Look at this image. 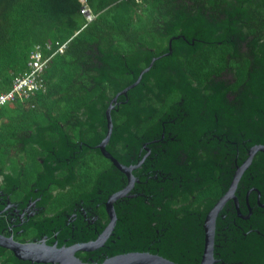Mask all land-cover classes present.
Wrapping results in <instances>:
<instances>
[{
    "label": "water",
    "instance_id": "water-1",
    "mask_svg": "<svg viewBox=\"0 0 264 264\" xmlns=\"http://www.w3.org/2000/svg\"><path fill=\"white\" fill-rule=\"evenodd\" d=\"M177 30L178 36L170 38L157 56L134 38L136 49L143 53L141 60L102 51L113 60L115 74H131V81L117 86L105 77L112 98H104L100 90L95 99L81 105L80 115L69 113L62 123L78 127L77 144H68L69 137L61 134L64 126L54 122L44 128L57 135L56 142L39 141L25 132L26 144H34L46 156L35 160L42 172L18 203L8 204L6 196L17 191L21 166L15 179L4 181L0 253L7 250L10 256L0 264H264V82L247 81L221 98L200 97L199 91L184 84L189 78L176 57H193L202 45H228L232 59L242 39L227 26L206 41L200 40L193 23L180 22ZM139 62L144 69L137 71ZM147 78L156 94L144 85ZM172 91L178 92L179 101L135 138L138 121H145L152 111L149 106L138 109L137 103L150 97L161 103ZM95 104L98 111L93 110ZM112 113L124 116V123L113 127ZM81 115L82 123L75 119ZM92 123H97L102 137L94 133ZM81 125L87 128L80 130ZM85 132L93 138L82 142ZM117 142H122L120 150L125 149L122 156L112 151ZM86 150L109 161V170L97 177L88 194L79 195L50 218L31 222L51 198L44 193L47 185L59 190L71 186L75 160ZM199 151L206 156L204 162L196 161ZM57 170L66 176L53 180L51 174ZM213 170L218 172L216 180ZM212 181L217 182L220 197L216 202L201 201L200 212L188 213L190 203L168 208L180 194L190 197ZM99 206L107 219L102 226L95 213ZM29 227L36 230L33 239L12 240ZM77 253H84V258L77 259Z\"/></svg>",
    "mask_w": 264,
    "mask_h": 264
},
{
    "label": "trees",
    "instance_id": "trees-1",
    "mask_svg": "<svg viewBox=\"0 0 264 264\" xmlns=\"http://www.w3.org/2000/svg\"><path fill=\"white\" fill-rule=\"evenodd\" d=\"M85 3L94 15L89 24H85L80 16L77 0H0V94L10 89L15 77L29 72L28 55L33 45L46 44L49 48L47 55L53 53L46 69L37 77L41 88L29 98H15L0 109V191L5 190V180L16 178L20 166L16 193L22 196L28 193L36 174L42 172L35 160L44 159L46 152L38 151L34 144H26L28 134L25 132L39 141L56 142L57 135L44 128L47 123L54 122L59 127L64 126L61 134L69 137L68 144L79 142L78 127H69L62 122L67 120L70 112L80 115L81 105L95 99L100 90L104 98H112L105 77L116 81L117 86L131 81V74H115L113 60L102 51L119 58L134 56L141 60L143 53L136 49L133 38L137 45L157 56L167 48L170 38L178 36L180 22L193 23L199 29L201 41L216 37L227 26L242 39L239 52L230 59L231 46L202 45L193 57L190 54L177 56L183 75L189 78L184 84L199 91L202 98L211 95L221 98L225 93H235L247 81L264 82V0H85ZM62 44V53H55ZM135 69H144V64L136 63ZM147 81L144 85L150 88L153 81L150 78ZM150 91L157 93L154 87ZM179 99L178 92L172 91L162 97L161 103L154 102L152 97L138 102V109L149 106L152 111L145 121H138L134 137L139 138L153 127ZM6 105H9L8 110H5ZM101 106H105L103 100ZM99 108L98 104L93 106L95 111ZM110 117L114 119L113 127L125 121L124 116L116 113ZM75 119L82 123L85 116H76ZM96 126L97 123H92L94 133L102 137V131ZM79 128L85 130L87 126ZM92 138L91 132L81 135L82 142ZM121 146L122 142L113 145L112 151L117 156L125 153V149L120 150ZM91 155L99 158L101 163L93 174L85 164ZM29 158V162H23ZM205 160L204 152L199 151L196 161ZM255 160L256 156L252 161ZM75 163L72 169L75 179L71 186L59 190L49 184L45 189L44 193L51 195L45 200L46 205L49 204L46 212L52 216L73 203L79 195L88 194L97 177L110 168L109 161L89 150L76 158ZM65 176L64 170L51 174L53 180ZM217 176L218 172L213 170L212 179L216 180ZM22 196L17 198L21 200ZM190 197L182 193L168 203V208L190 203L188 213L200 212L204 206L201 201L216 202L220 197L219 186L212 181L200 190H193ZM17 198L9 201L17 203ZM95 213L99 225L105 224L103 206L95 208ZM0 255L8 258L10 253L3 250ZM75 257L82 259L84 253H77Z\"/></svg>",
    "mask_w": 264,
    "mask_h": 264
},
{
    "label": "built area",
    "instance_id": "built-area-1",
    "mask_svg": "<svg viewBox=\"0 0 264 264\" xmlns=\"http://www.w3.org/2000/svg\"><path fill=\"white\" fill-rule=\"evenodd\" d=\"M79 3V14L86 24L90 23L94 19V15L86 7L85 0H77ZM64 48V44L57 47L55 53L61 54ZM46 44L37 46L33 45L28 55V68L29 72L15 77L10 85V89L7 92L0 94V109L5 104L12 102L15 98H21L23 100L29 98L33 92L41 88L37 77L46 69L51 53ZM47 55V56H46ZM45 56V57H43Z\"/></svg>",
    "mask_w": 264,
    "mask_h": 264
},
{
    "label": "flooded vegetation",
    "instance_id": "flooded-vegetation-1",
    "mask_svg": "<svg viewBox=\"0 0 264 264\" xmlns=\"http://www.w3.org/2000/svg\"><path fill=\"white\" fill-rule=\"evenodd\" d=\"M253 158H254V156L252 157V160H253ZM30 186V185H29ZM18 188H16V190H17ZM24 188L23 187H21V190H23ZM46 191V190H45ZM44 191V192H45ZM17 191H13L12 193H11V195L10 196H6V202L8 203V204H12L13 203V200H11V201H9V199L10 198H17L18 196L19 197H21L22 195L21 194H17L16 193ZM17 199H19V198H17ZM20 200V199H19ZM15 203V202H14ZM18 203V202H17ZM49 206V204L47 203V205H46V203H45V205L43 206V208H42V210H41V215H37V216H35V217H32L31 219H30V221L31 222H40V221H42L43 220V218H50V217H52V213H47L46 212V208ZM106 221H107V219H106ZM22 234H23V236H20L19 234H18V236L17 237H13L12 238V240H14V239H16V240H21L23 243L24 242H27L28 240H31V239H33V237L35 236V234H36V230L35 229H33V228H31V227H29V228H26V229H24L23 230V232H22ZM16 242V241H15ZM7 251V250H6ZM9 252V251H8ZM10 253V252H9ZM6 258H5V256L4 255H0V260L2 261V260H5Z\"/></svg>",
    "mask_w": 264,
    "mask_h": 264
},
{
    "label": "rangeland",
    "instance_id": "rangeland-1",
    "mask_svg": "<svg viewBox=\"0 0 264 264\" xmlns=\"http://www.w3.org/2000/svg\"><path fill=\"white\" fill-rule=\"evenodd\" d=\"M5 107H6L5 110L9 109V105H6ZM91 156H92V158H88V159L86 158L85 164H86V167H88L87 170L88 171L91 170V174H93L95 171V168H99L101 166V163L99 161L100 160L99 158L97 159V157L94 155H91ZM29 160H30V158L25 160V161H23V159H22V161L25 163L29 162Z\"/></svg>",
    "mask_w": 264,
    "mask_h": 264
},
{
    "label": "clouds",
    "instance_id": "clouds-1",
    "mask_svg": "<svg viewBox=\"0 0 264 264\" xmlns=\"http://www.w3.org/2000/svg\"><path fill=\"white\" fill-rule=\"evenodd\" d=\"M85 23V22H84ZM86 24V23H85ZM89 24V23H88Z\"/></svg>",
    "mask_w": 264,
    "mask_h": 264
}]
</instances>
